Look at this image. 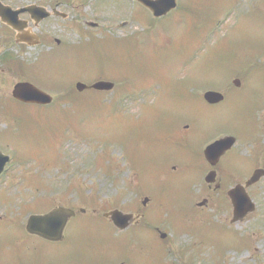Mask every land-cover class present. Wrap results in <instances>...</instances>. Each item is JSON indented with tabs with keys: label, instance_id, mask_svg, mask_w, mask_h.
Returning a JSON list of instances; mask_svg holds the SVG:
<instances>
[{
	"label": "rangeland",
	"instance_id": "1",
	"mask_svg": "<svg viewBox=\"0 0 264 264\" xmlns=\"http://www.w3.org/2000/svg\"><path fill=\"white\" fill-rule=\"evenodd\" d=\"M41 1L55 6L52 0H0L12 8ZM181 3L180 10L171 15L177 20L170 18L167 22L155 24L161 26L152 28L143 20L144 16L148 19L149 14L129 0H71L68 4L61 3L55 8L64 13L62 19L52 13L41 25L27 21V27L43 38L40 48L15 44L14 33H8L7 27L0 22V54L9 50L17 57L8 62V67L0 62L3 68L0 67V152L11 158L0 177V264H112L125 259L129 251L137 248H143L148 253L141 258L137 256L141 259L140 264H143V259L151 264H180V257L191 255H197L206 261L205 264H264V178L249 190L256 209L242 222L232 226L227 222L231 220V212L218 209L222 204L227 206L223 196L216 199L218 206L214 201L204 212L194 214L193 195H190L192 192L199 200L208 192L203 181L206 170L198 175L199 168H204L200 153L209 142L232 134L228 131L240 132L235 134V153L241 154L248 166L254 165L250 160L254 159V142L246 140L244 120L239 117L242 104L236 102L239 96L245 100L250 92H254L252 96L255 99L264 95V78L260 76V73L264 76V0H182ZM88 22H96L97 28L88 27ZM123 22L126 25L120 27ZM206 22L212 31L202 36ZM133 35L136 36L134 44ZM213 35L216 36L213 38L215 44L220 42V49L208 55L203 62L204 51L213 48L206 44ZM55 38L61 46H56ZM129 38L131 41L125 43L124 40ZM226 54L231 56L233 63L223 62L221 66L217 65L218 69L203 68L205 63L213 66L217 56L225 58ZM248 54L251 57H247ZM243 63L247 65H241ZM118 75L122 82L116 77ZM237 75L241 85L235 89L231 81ZM26 78L53 96L55 104L51 109L42 112L25 108L18 115L15 110L19 108L15 104L7 106L12 99V86ZM78 78L88 83L97 79L110 80L116 83V92L63 100V95L74 90ZM184 78H189L184 94L193 97L190 101L176 100L181 91L172 83L183 85L181 80ZM219 79L221 81H217ZM123 83L126 91L141 94L140 103V95L137 100H131L128 95L122 100L120 108L127 116L119 115L109 107L115 105L119 91L122 95L127 94L121 91L124 87L119 89L124 86ZM154 89L159 90V95L164 93L159 99L161 104L165 102L161 106L155 107L157 102L151 97ZM208 89L221 90L227 101L211 110L197 98ZM167 91L172 95L169 101H163L167 98ZM175 92L179 94L173 96ZM252 96L249 99L253 102ZM111 98L114 105L109 102ZM62 100L67 103L68 110L65 112L56 107L57 103L62 104ZM143 103L146 109L139 120ZM96 104L109 105V108L92 106ZM81 105L87 106L82 108ZM3 110L14 114L10 116L11 120L4 116ZM176 111L185 112L178 115L174 133L180 130L184 136L185 133L190 134L189 141H186L189 146H181L193 149L197 164L193 155L187 151L182 153L184 149L171 143L165 147L168 148L165 152L150 157L148 163L143 156L141 164L144 170L139 173L135 171L132 175L121 166L118 178L112 164L105 165L108 171L100 169L106 155L108 158L118 155L117 144L121 148L124 143L132 145L135 141L132 149L140 153L146 150L143 135L156 136L157 132L160 133L157 121L162 125L163 119L174 118ZM54 113L55 117L52 116ZM26 114H30L32 120H26L22 128L17 125V120ZM263 114V110L252 111L255 120L258 116L261 119ZM261 121L264 122V118ZM185 124L189 125V129L184 131ZM168 127L164 124L162 131ZM54 138L55 156L58 153L64 155L63 164L56 166L58 161L51 160L54 163L45 168L44 175L36 176L35 173L40 170L34 169L39 161L46 162L52 156L50 148ZM257 141V152L261 148L264 150V127L260 128ZM157 142L160 146L154 152L158 153L163 144ZM149 154L151 156V148ZM169 157L174 161L169 163ZM167 158L168 171L158 166ZM177 158L183 161L178 160L182 169L177 165ZM263 158L259 157L258 162L262 163ZM125 162L123 160L122 164ZM173 165L178 166L176 171ZM160 168L165 178L169 174L175 180H180L182 175L186 179L177 183L174 180L173 183L165 181L161 173H154ZM29 174L38 177L41 183L47 182L44 191L38 184L36 187L34 183L28 185L23 182V177ZM240 178L236 175L226 180L221 192ZM69 186L71 194L66 190ZM211 194L214 198L217 196V193ZM145 196L151 199L149 208L154 204V209L144 214L149 221L148 227H142L145 220H140L139 227L121 233L107 223L109 219L103 217L105 210L114 208L135 216L141 212L136 208ZM59 205L85 209L83 216H79L81 218L71 220L63 241L47 242L27 234L22 227L27 218L24 212L31 211L29 214H33L32 211L38 209V212H45ZM178 218L190 225V229L196 230L194 239L185 226L177 230L175 219ZM157 227L167 233L165 239L159 238L158 231L157 234L154 232ZM125 239L124 248H112V245ZM154 246L155 251L152 250ZM128 262L136 264L132 258L125 264Z\"/></svg>",
	"mask_w": 264,
	"mask_h": 264
},
{
	"label": "water",
	"instance_id": "2",
	"mask_svg": "<svg viewBox=\"0 0 264 264\" xmlns=\"http://www.w3.org/2000/svg\"><path fill=\"white\" fill-rule=\"evenodd\" d=\"M145 6H148L152 9L155 16H159L160 14H165L171 8H173L175 0H141ZM21 10L11 11L10 8H5L0 6V15L2 17V21L5 23H9L16 30H20L22 25L17 21V16ZM18 40H24L31 44L33 41L31 38L29 39V35L27 33H21L18 35ZM235 85H239V81L234 82ZM112 85L110 83L105 82H97V84L93 85L92 88L100 89V90H108ZM77 88L79 90H83L86 88L85 85L81 83H77ZM12 96L21 102L26 103H38V104H46L52 101L51 96L47 95L45 92L43 93L37 87L32 86L27 82L17 83L14 85V89L12 91ZM204 99L209 103L216 104L222 99V95L219 92L208 91L204 95ZM232 137L218 139V141L213 144L207 146L204 151L206 155V159L213 161L218 158L226 149H228L234 142ZM8 161V157L4 154L2 155L0 152V173L3 171L6 162ZM254 174L247 181L246 185H252L253 182L257 181L261 176L262 172L260 170H255ZM229 196H232L234 209V217L235 220L238 218H243V215L247 212L253 211L254 206L250 201L248 195H246L245 190L242 191H231L229 192ZM60 207V208H59ZM58 209H53L48 214L45 215H33L30 216L26 229L28 232L41 235L47 239H58L60 237L61 231L65 226V223L68 218L74 215L71 211L61 208L59 206ZM112 219L113 223H115L120 228H125L128 224L127 215H121L119 212L113 211Z\"/></svg>",
	"mask_w": 264,
	"mask_h": 264
},
{
	"label": "flooded vegetation",
	"instance_id": "3",
	"mask_svg": "<svg viewBox=\"0 0 264 264\" xmlns=\"http://www.w3.org/2000/svg\"><path fill=\"white\" fill-rule=\"evenodd\" d=\"M52 1H55V3H54L55 6H58L61 3H67L68 4L71 0L70 1H66V2L65 1H62V0H52ZM132 2L135 5L140 6L145 11H147V13L150 14V11L147 10L144 6H142L138 1H132ZM181 2H182V0H177L176 1V5H177L176 8L177 9H180V5L182 4ZM34 4L37 5V6L43 7L50 14L51 13H54V15L58 16V12H57V10H55L56 8H55V6L53 7V5H52L51 2L49 3V2H46V1H41L40 3L39 2H34ZM176 8L172 12H175L176 11ZM172 12H170V14ZM27 16H28V14H27ZM49 18H50V16H49ZM49 18H47V19H49ZM47 19L43 20L41 23L45 22ZM41 23L39 25H41ZM41 42H43V38L42 37H39V43H41ZM8 51L9 50H5L3 53L0 54V62H1V58L4 57V56H6V52H8ZM0 67L3 70V68H2L1 65H0ZM185 129H189V128L186 127ZM189 136H190V134H188V133H185V136H184L182 134H179V132H175L173 134V136L169 135V141H171V140L172 141L179 140L181 142H186V140H188V137ZM230 151H232V149ZM226 156L224 158L220 159L218 165L216 167H214L215 168V175H216L215 182L213 184L206 185L208 192L205 193L204 196H202V199L206 201L205 207H206L207 204L209 205L210 202H213V199H214L213 196L214 195L211 194V193H220V190H221L222 185H223V180H224V182H226V180H230V179L234 178V176L240 175L241 178L238 179V180L233 181L231 183V187L234 186L235 184H241L242 181H243L242 178L245 175L244 173H246V165H245V163H243L241 161V158H238L237 156H234V155H229L227 157ZM178 160L181 161L180 159H177V161ZM222 160H224L223 161L224 166H222V165L219 166V164H220V162ZM169 163H170V161H169ZM169 163H166L165 162V164L163 166L165 167ZM177 163H178L177 165L181 166V169H182L183 166H182L181 163H183V161H181V163L180 162H177ZM177 165L176 166H174V165L172 166L173 170L176 171V169L178 167ZM180 173H181V170H180ZM181 177L183 178V175ZM221 195L223 196V194H221ZM150 200L151 199H145V200H142V201L139 200L140 201V204L137 206V209L139 208L141 212H138L137 215L141 216V218L144 217V214L146 212H149L150 211V208H149ZM205 207L204 206H202V207L199 206V207H197L198 209H195V210L196 211H199V210L202 211V210H204ZM140 222L141 221L139 219V221L137 222V224H140ZM158 228L159 227L154 228V231L157 232V230H159ZM65 233H66V231H65ZM137 253L141 257L145 256L146 254L148 255V253H146V251L144 249L138 250ZM196 261H200V262H196ZM201 262H203L204 264L206 263V261L201 260L200 258H198L197 255H191V256H186V257L182 258V261H180V264H201ZM174 264H176V263H174Z\"/></svg>",
	"mask_w": 264,
	"mask_h": 264
},
{
	"label": "bare ground",
	"instance_id": "4",
	"mask_svg": "<svg viewBox=\"0 0 264 264\" xmlns=\"http://www.w3.org/2000/svg\"><path fill=\"white\" fill-rule=\"evenodd\" d=\"M28 33H30V32H29V29H28Z\"/></svg>",
	"mask_w": 264,
	"mask_h": 264
}]
</instances>
